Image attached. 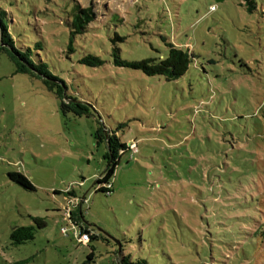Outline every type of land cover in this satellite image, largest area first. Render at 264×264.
<instances>
[{
	"label": "rangeland",
	"instance_id": "rangeland-1",
	"mask_svg": "<svg viewBox=\"0 0 264 264\" xmlns=\"http://www.w3.org/2000/svg\"><path fill=\"white\" fill-rule=\"evenodd\" d=\"M247 1L0 0L16 47L93 107L91 117L65 114L0 50V264H118L119 244L133 262L264 264V0ZM77 7L98 13L81 35ZM116 35L125 41L114 46ZM170 42L193 53L178 80L116 65L115 47L140 62L166 56ZM90 54L103 65L83 64ZM99 129L133 152L108 194L97 193L108 166ZM69 191L98 236L86 245L62 232L77 209ZM33 218L46 228L14 245L13 230Z\"/></svg>",
	"mask_w": 264,
	"mask_h": 264
},
{
	"label": "trees",
	"instance_id": "trees-1",
	"mask_svg": "<svg viewBox=\"0 0 264 264\" xmlns=\"http://www.w3.org/2000/svg\"><path fill=\"white\" fill-rule=\"evenodd\" d=\"M247 5L250 6V9H254L256 4L253 0H248ZM214 9L215 7H212V10ZM2 15L0 14V50L5 52L10 59L16 63L18 73L31 74L40 78L46 87L62 100V107L65 114L72 113L74 116L79 118L93 116L92 105L82 103L76 97L70 96L68 94L66 83L54 76L45 63L42 61L37 62L30 48L18 49L16 47L14 39L9 32V27L4 24ZM97 19L98 13L92 8L81 9L77 7L72 23V27L75 29V33L73 34L81 35L85 33L89 26L97 22ZM124 41L125 39L118 35H116V37L112 40L114 46L116 42ZM167 47L168 53L166 56L140 62L122 60L120 57V50L115 47L114 56L116 57V65L121 68L143 71L150 77H164L168 81L178 80L189 72L192 64L193 53H191L190 50L182 49L178 45L171 42L167 43ZM82 63L90 65L91 67L103 65V62L98 56L91 54L83 59ZM97 141L98 145L106 144L108 150L104 156L108 165L107 170L103 174V177L97 181V193L101 192L108 194L111 190L108 189L107 186L111 185V181L115 177L116 169L121 165L122 158L132 151L130 145L123 143L117 135L107 136L106 133L103 132V129L98 130ZM9 179L11 182L23 187L26 190H36L31 181L22 173H10ZM69 194L73 195L72 191H70ZM80 218H83V213L81 217L79 214L72 212V219L82 225ZM33 221L35 224L34 226L18 227L13 230L11 239L14 245H23L33 241L37 230H43L47 226L45 220L42 218H33ZM82 228L86 230V232L89 230L88 227L84 225H82ZM259 229L262 230V236L264 238V225H262ZM96 239H98V236L93 235L92 240ZM121 253L122 254L119 257L118 264H149L145 260L133 262L131 257L124 256L123 251H121Z\"/></svg>",
	"mask_w": 264,
	"mask_h": 264
},
{
	"label": "built area",
	"instance_id": "built-area-1",
	"mask_svg": "<svg viewBox=\"0 0 264 264\" xmlns=\"http://www.w3.org/2000/svg\"><path fill=\"white\" fill-rule=\"evenodd\" d=\"M130 147H132V146L130 145ZM136 149H137V145H136ZM107 188L111 190L112 186L108 185ZM83 203H84V200H82V199H75L74 198L73 200H70V204L74 208H79V206H82ZM72 212H73V210L72 211L67 210V212H66V219L69 222V224H71L72 227L71 228L64 227L62 229V232L65 235H68L69 233H73L75 235V237L78 239V241L80 242V244L86 245L92 241L93 235L89 230H88V232H86V230H84L82 228V225H80L79 223L75 222L72 219Z\"/></svg>",
	"mask_w": 264,
	"mask_h": 264
},
{
	"label": "crops",
	"instance_id": "crops-1",
	"mask_svg": "<svg viewBox=\"0 0 264 264\" xmlns=\"http://www.w3.org/2000/svg\"><path fill=\"white\" fill-rule=\"evenodd\" d=\"M73 195L72 197L75 198V199H81L75 192H72ZM73 212L79 214L81 217H82V213H83V206H80L79 208H77L76 210H73ZM82 224V222H81ZM83 225V224H82ZM85 225V224H84ZM88 227V226H87ZM89 231H90V228L88 227ZM92 232V231H91ZM93 233V232H92Z\"/></svg>",
	"mask_w": 264,
	"mask_h": 264
},
{
	"label": "water",
	"instance_id": "water-1",
	"mask_svg": "<svg viewBox=\"0 0 264 264\" xmlns=\"http://www.w3.org/2000/svg\"><path fill=\"white\" fill-rule=\"evenodd\" d=\"M121 251H122V247H121V244H119V257L121 256Z\"/></svg>",
	"mask_w": 264,
	"mask_h": 264
}]
</instances>
